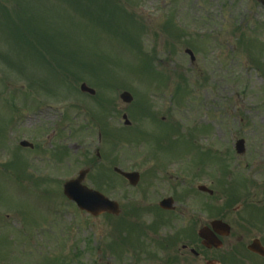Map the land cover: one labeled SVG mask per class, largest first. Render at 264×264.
<instances>
[{"label": "rangeland", "instance_id": "374dc122", "mask_svg": "<svg viewBox=\"0 0 264 264\" xmlns=\"http://www.w3.org/2000/svg\"><path fill=\"white\" fill-rule=\"evenodd\" d=\"M223 1L0 0V264H71L68 250H62L63 243L69 225L76 220L81 222V216L79 234L84 231V235L76 239L77 253L80 249L88 253L99 248L103 263H108L115 256L112 251L116 242L112 236L124 239L118 227L112 230L111 220L109 231H92L91 227H102L100 220L80 214L69 203L61 192L65 174L44 187L26 185L34 180L29 172H23L24 168L32 169L27 162L33 155L20 150L18 142L31 138L35 127H52L53 120L62 119L61 108L68 113L64 114L63 123L68 125L63 127L61 144H68V150L75 153L79 145L91 142L87 137L77 140L72 132L76 107L87 103L54 95L69 93L67 89L74 88L71 86L80 84L82 79L117 90V103L122 90L137 93L133 105H140L143 114H138L137 106L130 119L139 127L143 123V151H155L163 164L177 160V156L181 162L188 163L194 157L201 163V155L208 150L215 155L210 159V167L214 165L220 171L226 156L224 147L219 146L215 152L214 142L220 145L222 141L232 147L238 133L249 137L251 147H264L261 140H256L259 133L264 135V49L256 50L263 42L241 38L238 45L242 53H233L229 47L228 55L218 61L212 55L214 46L197 47L194 41L202 35L231 37L233 32L226 26L227 21L224 26L223 22L214 25L220 18L211 20ZM240 14L250 15L253 22H262L259 35L264 41L263 16L244 8ZM244 31L247 28L241 33ZM175 37L178 40L174 41ZM236 41L229 44L235 46ZM186 48L195 52V65L185 53ZM48 85L56 87L57 92L45 93L42 86ZM211 90L214 96L230 95L228 100L221 101L233 116H237L232 107L236 105L232 98H236L241 115L245 116L244 127L231 119V123H223L207 118L206 109L193 113L196 99L199 108L210 106ZM40 106L45 110H40ZM165 116L168 123L163 120ZM158 118L159 122L153 121ZM89 137L93 140V136ZM129 138L133 147L141 148L140 133L131 132ZM58 141L54 140L52 145ZM188 148L195 153L191 155ZM220 160L218 169L216 162ZM35 162V177L47 176V161ZM206 164H197L198 171L205 169ZM74 173L77 174V167L71 171V177ZM85 228H89V236ZM87 255L86 259L90 254ZM72 257L77 264V255Z\"/></svg>", "mask_w": 264, "mask_h": 264}, {"label": "flooded vegetation", "instance_id": "af4514ba", "mask_svg": "<svg viewBox=\"0 0 264 264\" xmlns=\"http://www.w3.org/2000/svg\"><path fill=\"white\" fill-rule=\"evenodd\" d=\"M246 159L254 162L240 164L246 168L237 170L235 184L226 187L233 195L224 191L219 197L196 189L201 194L199 201L194 195L181 200L175 187L177 178L168 172L171 166L164 169L162 165L158 169L160 185L167 184V194L176 206L158 211L161 227L156 233L146 230L135 238L136 243L120 245L107 264H264V164L238 156L239 161ZM150 181L144 188L147 206L153 204L148 195Z\"/></svg>", "mask_w": 264, "mask_h": 264}, {"label": "water", "instance_id": "95a60500", "mask_svg": "<svg viewBox=\"0 0 264 264\" xmlns=\"http://www.w3.org/2000/svg\"><path fill=\"white\" fill-rule=\"evenodd\" d=\"M86 88L85 85H83V89ZM125 99H129V95L128 94H124L123 95ZM242 145V141H240L238 143V147H241ZM71 187V186H69ZM73 187H75V185H73ZM84 200V201H82ZM82 201V205L87 207V209L93 211V212H97L98 211V205H96V201L93 198H83L81 199Z\"/></svg>", "mask_w": 264, "mask_h": 264}]
</instances>
